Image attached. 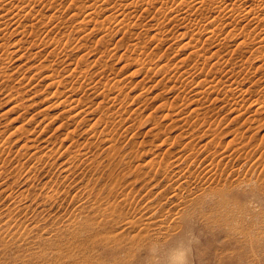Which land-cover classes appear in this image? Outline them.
Instances as JSON below:
<instances>
[{"label":"rangeland","instance_id":"obj_1","mask_svg":"<svg viewBox=\"0 0 264 264\" xmlns=\"http://www.w3.org/2000/svg\"><path fill=\"white\" fill-rule=\"evenodd\" d=\"M105 1L25 0V8L32 13L23 18L25 11L19 15L20 10L15 6L21 1L5 0L0 3V36L4 37H0V46L3 47H0V149H4L3 152L0 150V264H264V178L263 181L258 179L264 175L261 165L264 161V38L261 37L264 32L259 31L264 27V15L261 14L264 13V0H221L222 4H219L220 0H216V3L215 0H189L187 6V0H152L151 7L147 3L149 0H144L145 3L143 0ZM177 1L179 3L176 4ZM116 2L127 3L118 7ZM197 2L199 3L196 8ZM92 3L97 4L99 8ZM257 3L261 4L262 8ZM143 4L147 6L144 7ZM181 6L183 9L184 6L187 8L186 12ZM147 7L150 10H147ZM176 7H181L180 13L184 18L171 17L177 14ZM214 7L225 8L216 10ZM256 8L260 9L257 12L258 17ZM229 9L235 10L233 17V11L229 14ZM128 11L129 20L133 19L132 22L137 24L131 26V34L125 36L123 31L128 28L121 23L118 25L115 19L120 13L122 15V12L128 14ZM74 12L78 16H75ZM253 13L256 14L255 17ZM239 14L245 16L239 17ZM114 15L115 17H112ZM165 15L173 18L172 21ZM224 15L230 18L226 20ZM260 17H263V20ZM129 20L127 21L130 22ZM20 24L25 26L22 28ZM102 24L104 26L101 27ZM105 25L108 30L103 28ZM207 25L210 29L206 30ZM3 27L5 29L2 30ZM211 29L218 34L212 35V31H209ZM207 31L211 35L210 38ZM194 32L196 34H193ZM153 34L157 35V41ZM160 34L163 35L158 36ZM47 36L52 39L48 40ZM158 37L164 42H158ZM56 38L59 44L55 41ZM240 41L244 45L241 46ZM55 45H59L60 49ZM138 46L140 50L142 48L148 53L136 51ZM143 59L149 61H146V68L151 69H141ZM160 67L164 69L161 70ZM195 67L198 72L196 74ZM183 75H189L186 79L183 77V80H186L184 82L181 78ZM84 76L86 78L83 79ZM54 78L59 82L62 79V84ZM90 85L96 91L89 89ZM10 86H15L16 89ZM234 86L237 88L235 92V88H232ZM81 87L87 90V97ZM227 88L233 93L226 92ZM228 93L232 95L228 96ZM63 94L69 96L64 97ZM114 95H118V99L111 103L110 99ZM73 99L79 100L80 104L77 108L69 109V106H74L71 103ZM81 99L85 102L81 103ZM88 105L92 107L91 111L72 117L76 111L88 109ZM118 112L121 115H117ZM102 116L105 122L102 121ZM182 116L183 120L187 121H182ZM82 117L84 121L81 126L75 124L77 119L81 122ZM114 119L118 120L115 122ZM207 121L211 123L210 127ZM90 124L93 125L92 128ZM238 135L239 138H236ZM217 136L220 137V144L224 146V152L227 154L223 152L222 145L217 144ZM232 138L234 140L230 141ZM33 139L35 140L32 141ZM25 144L27 147H24ZM213 144H217L215 149ZM190 145H194V148ZM255 145L256 148H253ZM205 147H208L207 150L212 148L211 152ZM237 149H241V152L237 153ZM206 152L210 157L214 155L211 160H216V166L222 168H219L220 170L229 173L227 170L231 169L230 173L235 176L238 173L237 179L229 174L234 181L230 179V184H224L221 180L217 181L216 185L211 179V174L209 175L208 167H218L215 162L209 160L208 163L214 164V167L208 163L204 164L207 161L202 159ZM236 153L243 155L238 156ZM231 154L232 158L233 154L236 155L234 160L231 159ZM40 155L49 159L44 164L38 163ZM218 155H222L221 158ZM224 155L229 158H224ZM191 156H195L194 160ZM217 160L223 162L218 163ZM254 161L255 165L260 161L258 165L261 167H251ZM92 162L95 165L88 167ZM195 162L200 166V170L194 165ZM186 165L189 166L188 170ZM230 165L233 168H229ZM249 167L254 169L251 171ZM197 170L199 173L195 174ZM200 173L203 177L199 178ZM253 175L259 176L255 178ZM200 186L204 189H199ZM180 187H183V190ZM173 193L179 194L180 198ZM124 200H127L126 204L129 205H122L119 211L115 210L118 214L112 216L114 212L111 205L115 201L113 206ZM152 204L153 208H148ZM176 206H180V209ZM154 208L157 209L153 210ZM105 210L108 212L105 213ZM130 213L134 215L131 214V217ZM163 213L165 215L160 218ZM137 216L142 220L144 217L147 224L150 220L149 227L153 226L146 241H129L121 246L117 241L107 239L123 230L124 217L134 220ZM65 217L67 219H64ZM71 217L75 222L69 225ZM84 217L87 219L84 220ZM167 218L174 220L169 223ZM154 219L158 227L160 223L164 225L158 228L155 222L151 221ZM84 221L88 224L82 225ZM175 226L176 229L180 228L177 232H174ZM259 239L260 241H257Z\"/></svg>","mask_w":264,"mask_h":264},{"label":"bare ground","instance_id":"obj_2","mask_svg":"<svg viewBox=\"0 0 264 264\" xmlns=\"http://www.w3.org/2000/svg\"><path fill=\"white\" fill-rule=\"evenodd\" d=\"M1 1H4V2H5V0H0V3H1ZM19 1H21V2H19L18 5H15V6H17V8L20 10V14H19V12H17V13H18L19 15H21V13H24V11H25V13L22 15V18H23L24 16H26V14L31 15L32 12L30 13V11H27V8H25V7H26V4H25L26 2H24L25 0H19ZM22 1H23V2H22ZM91 1H92V0H91ZM94 1H95V0H94ZM96 1H97V0H96ZM104 1H105V0H104ZM106 1H107V0H106ZM106 1H105V2H106ZM110 1H111V0H110ZM110 1L108 0L107 2H110ZM140 1H141V0H140ZM143 1H144V0H143ZM145 1H146V0H145ZM145 1H144V3H145ZM183 1H184V0H183ZM188 1H189V0L186 1V5H185V6H187V2H188ZM192 1H193V0H192ZM199 1H200V0H199ZM201 1H204V0H201ZM239 1H240V0H239ZM243 1L245 2V0H243ZM246 1H247V0H246ZM248 1H250V0H248ZM261 1H263V0H261ZM88 2H89V1H88ZM101 2H103V1H101ZM154 2H155V1H154ZM162 2H163V1H162ZM162 2H161V5H162ZM180 2H181V1H180ZM194 2H196V1H194ZM209 2H210V0H209ZM213 2H214V1H213ZM213 2H212V3H213ZM218 2H219V1H218ZM221 2H222V1L220 0V3H219V4H222V3H223V2H222V3H221ZM231 2H233V1H231ZM263 2H264V1H263ZM126 3H127V2H126ZM126 3H124V4H119V3H118V4H117V2H116L117 6H118V5H119V6L122 5V7H123V5L125 6ZM133 3H134V2H133ZM141 3H142V2H141ZM141 3H140V4H141ZM147 3H148V5L151 7V5H152V0H149V2H147ZM177 3H179V1H177L176 4H177ZM191 3L193 4V2H191ZM191 3H190V5H191ZM198 3H199V2H197V3L195 4V7H196V8H197L196 5H198ZM206 3H208V1H207ZM215 3H216V0H215ZM248 3H249V2H248ZM259 3H261V2L259 1ZM9 4H10V3H9ZM13 4H14V3H13ZM92 4H94V5L97 6V4H95V3H92ZM163 4H164V6H165L166 2H164ZM174 4H175V3H174ZM180 4H181V3H180ZM188 4H189V3H188ZM219 4H218L217 6H219ZM251 4H252V3H251ZM251 4H250V5H251ZM257 4H258V3H257ZM257 4H256V5H257ZM1 5H3V3H2ZM114 5H115V4H114ZM129 5H131V4H129ZM134 5H135V4H134ZM134 5L132 4V6H134ZM143 5H144V4H143ZM145 5L147 6V4H145ZM145 5H144V7H145ZM182 5H183V4H182ZM190 5H189V6H190ZM193 5H194V4H193ZM200 5H202V4H200ZM206 5H207V4H206ZM210 5H212V4H210ZM213 5H214V4H213ZM250 5H248V6H250ZM258 5H259V4H258ZM258 5H257V7H258ZM260 5H261V4H260ZM260 5H259V7H261ZM81 6H83V5H81ZM89 6H90V5H89ZM119 6H118V7H119ZM149 6H148V7H149ZM179 6H180V5H179ZM185 6H184V9H183L182 6H181L182 8H181V7H180V8L183 9V10L185 11V8H186ZM215 6H216V5H215ZM221 6H222V5H221ZM223 6H224V5H223ZM226 6H227V5H226ZM251 6H252V5H251ZM251 6H250V7H251ZM263 6H264V5H263ZM11 7H12V4H11ZM11 7H9V8H11ZM83 7H85V6H83ZM92 7H94V6L92 5ZM97 7H98V6H97ZM126 7H127V6H126ZM136 7H137V6H136ZM144 7H143V8H144ZM148 7H147V8H148ZM170 7H171V6H170ZM203 7H204V6H202V8H203ZM212 7H213V6H212ZM219 7H220V6H219ZM246 7H247V6H246ZM259 7H258V8H259ZM0 8H1V6H0ZM79 8H80V7H79ZM98 8H99V7H98ZM127 8H128V7H127ZM134 8H135V7H134ZM134 8H133V9H134ZM154 8H155V7H154ZM158 8H159V7H158ZM180 8L177 9V7H176L175 9H177V10H176V12H175V11H174V12L177 13V14L173 15V13H172L173 16H171V15H170V16L173 17V18H177V17L182 16V15H181L182 13H180V11H181ZM202 8H201V10H202ZM217 8H218V7H214L213 9H216V10H218V9H222V10H223L225 7H224V8L221 7V8H218V9H217ZM247 8H249V7H247ZM251 8H252V7H251ZM261 8H262V7H261ZM94 9H95V7H94ZM120 9H121V8H120ZM122 9H123V8H122ZM186 9H187V8H186ZM191 9H192V8H191ZM191 9H190V10H191ZM204 9H205V8H204ZM211 9H212V8H211ZM23 10H24V11H23ZM81 10H83V9H81ZM97 10H98V9L96 8V11H97ZM123 10H125V9H123ZM147 10H150V9L148 8ZM147 10H146V11H147ZM173 10H174V9H173ZM190 10H189V11H190ZM192 10H193V9H192ZM192 10H191V11H192ZM196 10H197V9H196ZM201 10H200V11H201ZM229 10H231V9H229ZM248 10H250V9H248ZM248 10H247V11H248ZM255 10H256V14H257V15L253 13V14H254L253 17H255V15H256V17H258V13H257V12H258L260 9L257 10V8H256ZM13 11H14V9H13ZM16 11H18V10L16 9ZM92 11H93V10H92ZM96 11H95V12H96ZM135 11H136V10H135ZM197 11H198V10H197ZM197 11H196V13H197ZM200 11H199V12H200ZM232 11H233V10L229 11V14H230ZM243 11H245V10H243ZM14 12H15V11H14ZM28 12H29V13H28ZM80 12H81V11H80ZM128 12H129V11H128ZM185 12H186V11H185ZM193 12H194V11H193ZM202 12H203V11H202ZM202 12H200V13H202ZM207 12H208V11H207ZM216 12H219V11H216ZM224 12H225V11H224ZM234 12H235V10L232 12V17H233V13H234ZM240 12H241V11H240ZM245 12H246V11H245ZM245 12H243V13H245ZM74 13H75V12H74ZM89 13H91V10L89 11ZM89 13H87V16L89 15ZM119 13H120V12H119ZM183 13H184V12H183ZM190 13H191V12H190ZM200 13H199V14H200ZM209 13H210V12H209ZM222 13H223V11H222ZM18 14H17V15H18ZM33 14H34V13H33ZM116 14H117V13H116ZM120 14H121V13H120ZM120 14H119V16H117V18L115 19L116 21H118V22H116V23H118V25H119V23H121L123 26H125L126 28H128V29L124 30L123 33H124L125 36H126L127 34L130 35V34H131V30H130L131 26H135L137 23H136V22H132L133 19H132L131 21L129 20L128 17H129V15H130V12H129L128 14H127V13H124V12H122V15H120ZM152 14H153V13H152ZM152 14H150V15H152ZM186 14H187V13H186ZM191 14H192V13H191ZM193 14H195V12H194ZM215 14H216V13H215ZM223 14H224V13H223ZM249 14H250V13H249ZM261 14L264 15V13H261ZM19 15H18V16H19ZM74 15H75V16H76V15L78 16V14H76V13H75ZM79 15H80V14H79ZM117 15H118V14H117ZM131 15H133V14L131 13ZM150 15H149V16H150ZM200 15H202V14H200ZM217 15H218V14H217ZM219 15H220V13H219ZM225 15H226V13H225ZM225 15H224V17H225ZM240 15H242V14H239V17H240ZM259 15H260V14H259ZM15 16H16V15H15ZM18 16H17V17H18ZM189 16H190V15H189ZM193 16H194V15H193ZM211 16H212V15H211ZM211 16H209V17H211ZM213 16H215V15H213ZM220 16H221V15H220ZM222 16H223V15H222ZM222 16H221V17H222ZM226 16H228V15H226ZM242 16H245V15H242ZM248 16H249V15H248ZM248 16H247V17H248ZM17 17H16V18H17ZM19 17H20V16H19ZM112 17H115V15L112 16ZM130 17H131V16H130ZM165 17L170 18L171 21H172V19H173V18L169 17L168 15H165ZM182 17L184 18V16H182ZM182 17H181V18H182ZM196 17H197V16H196ZM201 17H202V16H201ZM234 17H235V16H234ZM237 17H238V15H237ZM237 17H236V18H237ZM251 17H252V16H251ZM11 18H12V17H11ZM13 18H14V16H13ZM85 18H86V17H85ZM110 18H111V17H110ZM133 18H135V15H134ZM191 18H192V17H191ZM193 18H194V17H193ZM197 18H198V17H197ZM197 18H195V19H197ZM218 18H219V17H218ZM227 18H230V16H229V17H225L226 20H227ZM262 18H263V17H260L261 20H263ZM17 19H19V18H17ZM107 19H108V21H110L109 18H107ZM160 19H161V17H160ZM188 19H189V21L191 20L189 17H188ZM195 19H194V20H195ZM199 19H200V18H199ZM207 19H209V18H207ZM219 19H220V18H219ZM223 19H224V18H223ZM223 19H222V20H223ZM232 19H233V18H232ZM247 19H248V18H247ZM249 19H251V18H249ZM260 19H259V21H261ZM13 20L15 21V19H13ZM79 20H80V19H79ZM127 20H129L130 22H128ZM164 20H165V19H164ZM174 20H175V19H174ZM179 20H180V18H179ZM192 20H193V19H192ZM215 20H216V19H215ZM222 20H221V21H222ZM230 20H231V19H230ZM253 20H254V18H253ZM16 21H17V20H16ZM80 21H81V20H80ZM80 21H79V22H80ZM86 21H87V20H86ZM157 21H159V20H157ZM160 21H161V20H160ZM186 21H187V20H186ZM198 21H199V20H198ZM198 21H196V22H198ZM218 21H219V20H218ZM256 21H258V20H256ZM11 22H12V21H11ZM19 22H20V19H19ZM100 22H101V21H100ZM190 22H191V21H190ZM192 22H193V21H192ZM194 22H195V21H194ZM12 23H13V22H12ZM16 23H17V22H16ZM101 23H102V22H101ZM159 23H161V22H159ZM199 23H200V22H199ZM216 23H217V21H216ZM229 23H230V22H229ZM5 24H7V23H5ZM8 24H9V23H8ZM13 24H14V23H13ZM18 24H19V23H18ZM190 24H193V23H190ZM16 25H17V24H16ZM20 25H21V24H20ZM30 25L32 26V23H31ZM97 25H98V24H97ZM116 25H117V24H116ZM138 25H139V24H138ZM194 25H195V24H194ZM196 25H197V24H196ZM198 25H199V24H198ZM205 25H206V24H205ZM208 25H209V24H208ZM208 25H207V26H208ZM215 25H216V24H215ZM5 26H6V25H4V27H5ZM17 26H18V25H17ZM21 26H22V28H23L25 25H21ZM21 26H20V27H21ZM98 26H99V25H98ZM98 26H97V28H101L102 26H104V24H102L101 27H98ZM200 26L202 27L203 25H200ZM207 26H206V27H207ZM212 26H214V25L212 24ZM212 26H211V27H212ZM4 27L2 28V30L6 28V27H5V28H4ZM121 27H122V26H121ZM187 27H188V26H187ZM196 27H199V26H196ZM255 27H256V26H255ZM258 27H260V26H258ZM258 27H257V28H258ZM14 28H15V27H14ZM31 28H32V27H31ZM95 28H96V27H95ZM97 28H96V29H97ZM103 28H106V25H105V27H103ZM153 28H154V27H153ZM190 28H191V25H190ZM202 28H204V27H202ZM262 28H264V27H262ZM262 28H260L261 30H259V31H263V32H264V30H262ZM25 29H26V28H25ZM106 29L108 30V28H106ZM193 29H194V28H193ZM193 29H192V30H193ZM196 29H197V28H196ZM207 29H210L209 26H208V28H206V30H207ZM216 29H217V28H216ZM26 30H28V29H26ZM194 30H195V29H194ZM200 30H201V29H200ZM202 30H203V29H202ZM202 30H201V31H202ZM217 30H220V29L218 28ZM256 30H258V29H256ZM256 30H254V31L256 32ZM21 31H22V29H21ZM201 31H200V32H201ZM209 31H212V29L209 30ZM31 32H32V29H31ZM164 32H165V31H164ZM195 32H196V30H195ZM195 32H194L193 34H196ZM16 33H17V32H16ZM20 33H22V32H20ZM27 33H28V31H27ZM33 33H34V32H33ZM42 33H43V32H42ZM42 33H41V34H42ZM161 33H163V32L161 31ZM184 33H185V32H183V34H184ZM198 33H199V32H198ZM207 33H208V31H207ZM210 33H211L212 35H213V33L218 34V32L216 33V32H213V31L210 32ZM34 34H36V33H34ZM34 34H33V35H34ZM37 34H38V33H37ZM48 34H49V33H48ZM155 34H156V33H155ZM155 34H153L152 36H154V38L156 39V38H157V37H156L157 35H155ZM163 34H164V33H163ZM163 34H160V35H158V36H161V35H163ZM181 34H182V33H181ZM208 34H209V33H208ZM251 34H252V33H251ZM260 34H261V33H260ZM262 34H263V33H262ZM28 35H29V33H28ZM28 35H27V36H28ZM38 35H40V34H38ZM44 35H45V34H44ZM4 36H5V35H4ZM40 36H41V35H40ZM192 36H193V35H192ZM210 36H211V35L209 34V37H208V38H210ZM225 36H226V35H225ZM0 37H1V36H0ZM33 37H34V36H33ZM35 37H37V35H36ZM70 37H71V36H70ZM85 37H86V36H85ZM193 37H194V36H193ZM212 37H213V36H212ZM261 37L264 38V35L261 36ZM1 38H4V37H1ZM38 38H39V37H37V39H38ZM41 38H42V37H41ZM43 38H44V37H43ZM46 38H48V40H49V39H52V38H50L49 36H47ZM159 38H160V37H158V42H159V40H160V41H163L162 38H160V39H159ZM248 38H249V37H248ZM252 38H253V37H252ZM163 39H164V38H163ZM196 39H198V38H196ZM206 39H207V38H206ZM243 39H244V38H243ZM246 39H247V37H246ZM261 39H262V38H261ZM40 40H41V39H40ZM44 40H45V38H44ZM48 40H47V41H48ZM208 40H210V39H208ZM259 40H260V39H259ZM262 40H263V39H262ZM2 41H4V40L2 39ZM2 41H1V43H2ZM55 41L57 42V38L55 39ZM156 41H157V39H156ZM192 41H193V40H192ZM195 41H196V40H195ZM242 41H243V40H242ZM246 41H247V40H246ZM163 42H164V41H163ZM262 42H263V41H262ZM262 42H261V43H262ZM57 43H58V42H57ZM57 43H56V44H57ZM135 43H136V42H135ZM187 43H189V42H187ZM194 43H195V42H194ZM261 43H260V44H261ZM263 43H264V42H263ZM263 43H262V44H263ZM6 44H7V43H6ZM58 44H59V43H58ZM62 44H63V43H62ZM62 44H61V45H62ZM137 44H138V43H137ZM161 44H162V43H161ZM196 44H197V43H196ZM196 44H195V45H196ZM240 44H241V41H240ZM240 44H239V45H240ZM242 44L244 45L243 42H242ZM242 44H241V46H242ZM245 44H246V43H245ZM0 45H1V44H0ZM187 45H188V44H187ZM189 45H191V44H189ZM55 46H56V45H55ZM58 46H59V45L56 46L57 49L60 47V46H59V47H58ZM62 46H63V45H62ZM81 46H82V45H81ZM136 46H137V45H136ZM139 46H140V45H139ZM139 46H138L137 48H135V50H136V51L138 50V52H139V50H140V47H139ZM196 46H197V45H196ZM0 47H2V46H0ZM6 47H7V46H6ZM78 47H79V46H78ZM133 47H134V46H133ZM2 48H3V47H2ZM63 48H64V47H63ZM79 48H80V47H79ZM263 48H264V47H263ZM59 49H60V48H59ZM196 49H198V48L196 47ZM141 50H142V48H141ZM141 50H140V52H142V53H143V52H144V53H148V51L145 52L144 50H142V51H141ZM258 50H259V49H258ZM263 51H264V50H263ZM6 52H8V51H6ZM140 52H139V53H140ZM193 52H194V51H193ZM261 52H262V51H261ZM95 53H96V52H95ZM102 53H103V52H102ZM144 53H143V54H144ZM149 53H150V52H149ZM151 53H152V51H151ZM151 53H150V54H151ZM262 53H263V52H262ZM9 54H10V53H9ZM98 54H99V53H98ZM146 55H147V54H146ZM148 55H149V54H148ZM194 55H195V54H194ZM214 55L217 56L216 54H214ZM6 56L8 57V54H6ZM144 56H145V55H144ZM142 58H143V57H142ZM144 58H145V57H144ZM146 58H148V57H146ZM205 58H206V57H205ZM262 58H263V57H262ZM78 59H79V58H78ZM207 59H208V57L206 58V60H207ZM75 60H76V59H75ZM75 60H74V61H75ZM83 60H84V57H83ZM10 61H11V60H10ZM61 61H62V60H61ZM146 61H147L146 59H143V61H142V62H143V66H142L141 69L144 70V71H145V70L147 71V70L151 69V68H146V67H147V66H146V64H147ZM183 61H184V60H182V62H183ZM59 62H60V61H59ZM77 62H78V61H77ZM81 62H83V61H81ZM147 62H149V61H147ZM224 62H225V61H224ZM224 62H223V63H224ZM260 62H261V61H260ZM70 63H71V62H70ZM71 64H72V63H71ZM74 64H75V62H74ZM178 65H179V64H177V66H178ZM196 65H197V64H196ZM204 65H205V64H204ZM166 66H167V65H166ZM177 66H176V67H177ZM197 66H198V65H197ZM197 66H196V67H197ZM201 66H202V65H201ZM220 66H221V65H220ZM167 67H168V66H167ZM196 67H195V71H196V72L194 71V72H195L194 74L198 73V72H197L198 67H197V70H196ZM205 67H206V65H205ZM205 67L202 66V68H205ZM88 68H89V67H88ZM160 68H161V67H160ZM162 68L164 69V67H162ZM162 68H161V70H163ZM200 68H201V67L199 66V69H200ZM210 68H212V67H210ZM207 69H208V68H207ZM207 69H206V70H207ZM68 71H70V70H68ZM74 71H75V69H74ZM83 71H84V70H83ZM183 71H184V70H183ZM198 71H200V70H198ZM210 71L212 72V70H210ZM213 71H214V70H213ZM81 72H82V71H81ZM84 72H85V71H84ZM86 72H87V71H86ZM145 73H146V72H145ZM186 73L189 74L190 72H189V73L186 72ZM70 74H72V73H70ZM203 74H204V72H203ZM203 74H202V76H203ZM212 74H213V73H212ZM5 75H6V74H5ZM79 75H80V74H79ZM84 75L86 76L85 73H84ZM190 75L193 76L192 74H190ZM2 76H3V75H2ZM9 76H11V75H9ZM48 76H49V75H48ZM85 76L83 77V79L86 78ZM187 76H189V75H186V77H187ZM5 77H6V76H5ZM183 77H184V75L181 76L182 80H183ZM186 77H184V79H186ZM212 77H214V76H212ZM6 78H8V75H7ZM26 78H28V77H26ZM61 78H62V76H61ZM89 78H90V77H89ZM89 78H87V79H89ZM192 78H193V77H192ZM201 78H202V77H201ZM245 78H246V77H245ZM54 79H55V78H54ZM81 79H82V77H81ZM19 80H20V79H19ZM55 80H57V79H55ZM61 80H62V79H60V82H61ZM91 80H92V79H91ZM182 80H181V81H182ZM189 80L192 82L191 79H189ZM193 80H194V79H193ZM57 81H58V80H57ZM85 81H86V80H85ZM184 81H186V80H183V82H184ZM190 81H188V82H190ZM213 81H215V80H213ZM233 81H234V80H233ZM236 81H238V80H236ZM58 82H59V81H58ZM60 82H59V83H60ZM64 82H65V81H64ZM64 82H63V83H64ZM86 82H87V81H86ZM88 82H89V80H88ZM228 82H229V84H230V81H228ZM65 83H66V82H65ZM65 83H64V85H65ZM212 83H214V82H212ZM212 83H211L210 85H212ZM216 83H217V82H215L214 84H216ZM222 83H223V82H222ZM222 83H221V84H222ZM54 84H55V83H54ZM56 84H57V83H56ZM61 84H62V82H61ZM207 84H208V83H207ZM224 84H225V83H224ZM87 85H89V84H87ZM92 85H93V84H92ZM204 85H206V84H204ZM208 85H209V84H208ZM239 85H240V83H239ZM65 86H66V85H65ZM206 86H207V85H206ZM227 86H228V85H227ZM10 87H11V86H10ZM14 87H15V86H13V87H11V88L13 89ZM71 87H72V86H71ZM88 87H89V86H88ZM207 87H209V86H207ZM210 87H211V86H210ZM236 87H238V86H236ZM77 88H79V86H77ZM77 88H76V90H78ZM81 88L83 89V87H81ZM84 88H85V87H84ZM91 88H92V86L90 85L89 89H91ZM95 88H96V87H95ZM105 88H106V87H105ZM211 88H212V87H211ZM225 88H226V87H225ZM229 88H230V87H229ZM232 88H235V86L232 87ZM9 89H10V88H9ZM12 89H11V90H12ZM15 89H16V87H15ZM82 89H81V90H82ZM92 89H94V88H92ZM96 89H97V88H96ZM236 89H237V88H235L233 91L235 92ZM74 90H75V86H74ZM79 90H80V89H79ZM81 90H80V91H81ZM83 90H84V89H83ZM83 90H82V91H83ZM94 90H95V89H94ZM238 90H239V89H238ZM240 90H241V89H240ZM9 91H10V90H9ZM9 91H8V92H9ZM84 91H85V90H84ZM84 91H83V92H84ZM95 91H96V90H95ZM103 91H104V90H103ZM8 92H6V94H7ZM72 92H73V91H72ZM83 92H82V93H83ZM86 92H87V90L85 91V93H83V94L86 95L85 97H87ZM97 92H98V91H97ZM101 92H102V91H101ZM101 92H100V93H101ZM226 92H230V93H231L232 90H231V89L228 90V88H227V89H226ZM17 93H18V92H17ZM57 93H58V92H57ZM67 93H68V92H67ZM69 93H70V92H69ZM69 93H68V94H69ZM78 93H79V92H78ZM82 93H81V94H82ZM100 93H99V94H100ZM230 93H228L227 95H228V96L232 95V94H230ZM232 93H233V92H232ZM238 93H240V92H238ZM59 94H60V93H59ZM68 94H67V95H68ZM72 94H73V93H72ZM79 94H80V93H79ZM102 94H103V93H102ZM225 94H226V93H225ZM229 94H230V95H229ZM236 94H237V93H236ZM63 95H64V94H63ZM65 95H66V94H65ZM65 95H64V97H65ZM67 95H66V96H67ZM11 96H12V94H11ZM14 96H15V94H14ZM68 96H69V95H68ZM73 96H74V95H73ZM80 96H81V95H80ZM85 97H84V98H85ZM9 98H10V97H9ZM15 98H16V96H15ZM15 98H14V99H15ZM28 98H29V97H28ZM28 98H27V99H28ZM69 98H71V97H69ZM81 98H82V97H81ZM12 99H13V98H12ZM20 99H21V98H20ZM78 99H79V98H78ZM117 99H118V95H114V96L111 97V99H110V100H111V103H112V102L114 103L115 100H117ZM231 99H232V98H231ZM15 100H16V99H15ZM67 100H68V99H67ZM67 100H66V102H67ZM82 100H83V99H81V103H82V102L84 103L85 100H84V101H82ZM21 101H22V100H21ZM68 101H69V100H68ZM70 101H71V100H70ZM70 101H69V102H70ZM23 102H24V101H23ZM17 103H18V101H17ZM19 103H20V102H19ZM71 103H73L74 106H69V109L77 108V106L80 104L79 100H77V99H73V101H72ZM95 103H97V102H95ZM95 103H94V104H95ZM184 103H186V102H184ZM184 103H182V104H184ZM32 104H33V103H31V105H32ZM36 104H37V103H36ZM15 105H16V104H15ZM28 105H29V104H28ZM120 105H121V104H120ZM184 105H186V104H184ZM19 106H20V105H19ZM23 106H24V105H23ZM110 106H111V105H110ZM27 107H28V106H27ZM29 107H30V106H29ZM85 107H86V106H85ZM87 107H89V105H88ZM123 107H124V106H123ZM240 107H241V106H240ZM258 107H259V106H258ZM12 108H13V107H12ZM91 108H92V107L90 106L88 109H86V108L84 109V108H83V109H81V110H79V111H76V112L74 113V115H72V117H78V116H82L83 114H87ZM232 108H233V107H232ZM115 109H116V108H115ZM122 109H124V108H122ZM122 109H121V110H122ZM121 110H120V112H121ZM232 110H233V109H232ZM90 111H91V110H90ZM107 111H108V109H107ZM113 111H114V110H113ZM122 111H123V110H122ZM191 111H192V110H191ZM239 111H240V109H239ZM120 112H118V113H116V114L118 115ZM192 112H193V111H192ZM103 113H104V112H103ZM109 113H111V112L109 111ZM121 113H122V112H121ZM106 114H107V113H106ZM107 115H108V114H107ZM107 115H106V116H107ZM117 115H116V116H117ZM119 115H121V114H119ZM114 116H115V115H114ZM103 117H104V116H102V118H101L102 121L105 120V119L103 120ZM112 117H113V116H112ZM112 117H111V118H112ZM185 117H186V116H185ZM185 117H184V118H185ZM111 118H110V120H111ZM81 119H82L81 122H79V120L77 119V121L75 122V124H78V125L80 124L79 126H81V123H83V121H84V117H82ZM93 119H94V118H93ZM97 119H98V118H97ZM101 119H100V120H101ZM118 119H119V117H118ZM118 119H117V120H118ZM120 119H122V118H120ZM181 119H182V121H187V119H186V120H183V116L181 117ZM181 119H180V120H181ZM114 120H115V119H114ZM117 120H115V122H116ZM102 121H101V122H102ZM107 121H108V119H106V122H107ZM210 121H211V120H210ZM212 121H213V120H212ZM104 122H105V121H104ZM121 122H122V121H121ZM207 122H208V121H207ZM215 123H216V121H215ZM66 124H67V123H65V125H66ZM105 124H106V123H105ZM207 124H209L208 127L211 126V125H210L211 123L208 122ZM90 125H91V124H90ZM68 126H69V124H68ZM68 126H67V127H68ZM73 126H74V124H73ZM76 126H77V125H76ZM92 126H93V125H91V128H92ZM204 126H206V125H204ZM59 127H60V125H59ZM59 127H58V128H59ZM65 128H66V126H65ZM74 128H75V126H74ZM211 128H212V127H211ZM23 129H24V128H23ZM77 129H78V128H77ZM86 129H88V128H86ZM24 130L27 131L26 129H24ZM24 130H23V131H24ZM70 130H71V129H70ZM70 130H69V131H70ZM72 130H73V128H72ZM72 130H71V133H72ZM91 130H92V129H91ZM193 130H194V129H193ZM217 130H218V129H217ZM23 131H20V132H22V133L24 134L25 132H23ZM92 131H93V130H92ZM105 131H106V130H105ZM67 132H68V129H67ZM75 132H76V131H75ZM207 132H208V131H207ZM26 133H27V132H26ZM65 133H66V132H65ZM69 133H70V132H69ZM69 133H68V134H69ZM98 133H99V132H98ZM213 133H214V132H213ZM63 134H64V133H63ZM73 134H74V133H73ZM91 134H92V133H91ZM95 134H97V133H95ZM103 134H105V133H103ZM215 134H217V132H216ZM215 134H214V135H215ZM98 135H99V134H98ZM212 135H213V134H212ZM214 135H213V136H214ZM220 135H221V134H220ZM67 136H68V135H67ZM192 136H193V135H192ZM204 136H206V135H204ZM218 136H219V134H218ZM218 136H217V137H218ZM243 136H244V135H243ZM69 137H71V136L69 135ZM199 137H200V136H199ZM221 137H222V136H221ZM65 138H66V136H65ZM65 138H63V139H65ZM193 138H194V137H193ZM210 138H212V137H210ZM210 138H209V139H210ZM219 138H220V137H218V140H219ZM236 138H239V135H238ZM46 139H47V138H46ZM68 139H69V138H68ZM71 139H72V138H71ZM104 139H105V138H104ZM108 139H109V138H108ZM202 139H203V138H202ZM209 139H208V141L211 140V139H210V140H209ZM244 139H245V138H244ZM249 139H250V138H249ZM34 140H35V139H33L32 141H34ZM73 140H74V139H73ZM73 140H72V141H73ZM105 140H106V139H105ZM214 140H215V139H214ZM216 140H217V138H216ZM216 140H215V141H216ZM232 140H234V139L232 138L230 141H232ZM237 140H238V139H237ZM245 140H246V139H245ZM74 141H75V140H74ZM163 141H164V140H163ZM189 141H190V140H189ZM257 141H258V140H257ZM102 142H103V141H102ZM194 142H195V141H193V143H194ZM216 142H218V141H216ZM46 143H47V142H46ZM74 143H75V142H74ZM90 143H91V141H90ZM90 143H89V144H90ZM112 143H113V142H112ZM191 143H192V142H191ZM193 143H192V144H193ZM213 143H215V142H213ZM220 143H221V142H220V140H219V142H218L217 144L219 145ZM236 143H238V142H236ZM249 143H250V142H249ZM263 143H264V142H263ZM71 144H72V143H71ZM71 144L69 143V145H71ZM80 144H81V143H80ZM210 144H211V143H210ZM217 144H215L216 146L213 144V145H214V149H215V147H217ZM254 144H255V143H254ZM260 144H261V142H260ZM108 145H110V144H108ZM205 145H206V143H205ZM221 145H222V144H220V146H221ZM246 145H248V144H247V140H246ZM257 145H258V143H257ZM261 145H262V144H261ZM25 146L27 147L26 144L24 145V147H25ZM32 146H34V145L32 144ZM190 146H191V145H190ZM190 146H189V147H190ZM193 146H194V145H192L191 147H193ZM236 146L238 147V145H236ZM252 146H253V145H252ZM262 146H263V145H262ZM68 147H69V146H68ZM68 147H66V148H68ZM75 147H76V146H75ZM77 147H78V146H77ZM203 147H204V146H203ZM209 147H210V146H209ZM221 147H222V150H223V152H224V149H223L224 146L222 145ZM230 147H231V146H230ZM239 147H240V146H239ZM258 147H259V146H258ZM34 148H36V146H35ZM50 148H52V147H50ZM193 148H194V147H193ZM193 148H191V151H192ZM205 148H206V147H205ZM212 148H213V146H212ZM212 148L209 149L210 152H211ZM225 148H226V147H225ZM233 148H234V147H233ZM253 148H256V145H255V147H253ZM39 149H40V148H39ZM39 149H38V150H39ZM63 149H64V148H63ZM76 149H78V148H76ZM102 149H104V148H102ZM207 149H208V147L206 148V150H207ZM257 149H258V148H257ZM0 150L2 151V150H4V149H0ZM50 150H51V149H50ZM54 150H55V149H54ZM54 150H53V152H54ZM61 150H62V149H61ZM68 150H70V149H68ZM100 150H101V149H100ZM202 150H203V148H202ZM204 150H205V149H204ZM209 150H207V151L209 152ZM225 150H226V149H225ZM233 150H234V149H233ZM240 150H241V149H240ZM240 150L238 151V149H237V151H238L237 153L241 152ZM253 150H254V149H253ZM255 150H256V149H255ZM258 150H259V149H258ZM258 150H257V151H258ZM260 150H261V149H260ZM35 151L37 152V150H35ZM84 151H85V150H84ZM91 151H92V150H91ZM91 151H90V152H91ZM213 151H214V150H213ZM231 151H232V150H231ZM231 151H230V152H231ZM246 151H247V150H246ZM251 151H252V150H251ZM2 152H3V151H2ZM36 152H34V154H35ZM56 152H57V151H56ZM59 152H60V151H59ZM189 152H190V151H189ZM204 152H205V151H204ZM210 152H209V153H210ZM219 152H220V151H219ZM230 152H228V153L230 154ZM234 152H236V150H234ZM242 152H244V151H242ZM261 152H262V151H261ZM263 152H264V151H263ZM263 152H262V153H263ZM67 153H69V152L67 151ZM84 153H85V152H84ZM191 153H193V151H192ZM213 153H214V152H213ZM224 153L227 154L226 152H224ZM231 153H232V152H231ZM237 153H236V155H238ZM247 153H248V152H247ZM249 153H250V152H249ZM251 153H252V152H251ZM46 154H47V153H46ZM60 154H61V153H60ZM69 154H70V153H69ZM80 154H82V153H80ZM199 154H200V153H199ZM211 154H212V153H211ZM214 154L217 155L218 153L215 152ZM229 154H228V155H229ZM244 154H246V153H244ZM41 155H42V154H41ZM41 155H40V158H39V160H38V163H39V162H42V163L44 164L49 158L47 159V157H42ZM47 155H48V154H47ZM47 155H45V156H47ZM49 155H50V157H51V154H49ZM74 155H76V154H74ZM222 155H223V154H222ZM222 155H220V156H222ZM233 155H234V157L236 156L235 154H233ZM239 155H240V154H239ZM239 155H238V156H239ZM241 155H243V153H242ZM241 155H240V156H241ZM248 155H249V154H248ZM257 155H258V154H256V156H257ZM263 155H264V154H263ZM33 156H34V155H33ZM87 156H88V155H87ZM213 156H214V155H212L211 157L208 156V154H207V152H206V153L204 154V158H203V159L201 158V159H202V161H203V160L207 161V162L204 163V164H206V163H208V160H209L210 162L213 161V160H211V158H212ZM218 156H219V155H218ZM220 156H219V157H220ZM225 156H226V158H227V155H224L223 157L225 158ZM231 156H232V154L230 155V157H231ZM158 157H159V156H158ZM183 157H185V156H182V158H183ZM191 157H192V156H191ZM215 157H216V156H215ZM219 157H217V159H218ZM234 157H233V158L231 157V159L234 160ZM244 157H245V156H244ZM259 157H260V156H259ZM45 158H46V159H45ZM174 158H175V157H174ZM176 158H177V157H176ZM194 158H195V156L192 157L193 160H194ZM220 158H221V157H220ZM228 158H229V157H228ZM228 158H227V159H228ZM246 158H247V157H246ZM260 158H261V157H260ZM260 158H259V159H260ZM157 159H158V158H157ZM172 159H173V158H172ZM199 159H200V158H199ZM222 159H223V158H222ZM227 159H226V160H227ZM255 159H257V158H255ZM259 159H258V160H259ZM261 159H263V158H261ZM261 159H260V161H261ZM78 160H79V159H78ZM91 160H92V159H91ZM91 160H90V161H91ZM158 160H159V159H158ZM158 160H157V161H158ZM163 160H164V159H163ZM165 160H166V159H165ZM165 160H164V161H165ZM177 160H178V159H177ZM189 160H190V158H189ZM189 160H188V161H189ZM195 160H196V159H195ZM223 160L225 161V159H223ZM245 160H247V159H245ZM263 160H264V159H263ZM263 160H262V161H263ZM19 161H20V160H18V162H19ZM88 161H89V159H88ZM88 161H87V162H88ZM159 161H161V160H159ZM200 161H201V160H200ZM215 161H216V160H214L213 162H215ZM217 161H218V160H217ZM221 161H222V160H220V162H221ZM260 161H258V162H260ZM16 162H17V161H16ZM18 162H17V163H18ZM20 162L22 163V161H20ZM72 162H73V161H72ZM79 162H81V159H80ZM165 162H167V160H166ZM165 162H163V163H165ZM169 162H170V161H169ZM173 162H174V160H173ZM177 162L180 163L179 161H177ZM190 162H191V160H190ZM197 162H198V160H197ZM197 162H195L196 164H194V165L197 166V164H198ZM213 162H212V163H213ZM220 162L218 161V163H220ZM222 162H223V161H222ZM232 162H233V161H232ZM234 162H235V161H234ZM248 162H250V161H248ZM251 162H252V161H251ZM255 162H256V161H254V163H252L253 165L251 164V167L255 165ZM258 162L256 163L257 165L259 164ZM263 162H264V161H263ZM263 162H261L262 169H264V163H263ZM12 163H13V162H12ZM84 163H85V162H84ZM157 163H158V162H157ZM157 163H156V164H157ZM171 163H172V162H171ZM174 163H175V162H174ZM186 163L189 164V162H187V161H186ZM79 164H80V163H79ZM85 164H86V163H85ZM85 164H84V165H85ZM165 164H166V163H165ZM167 164H168V163H167ZM208 164H209V163H208ZM214 164H215V166L217 165L216 162H215ZM214 164L212 165V164L210 163L209 166L212 165V166L214 167ZM224 164H225V163H224ZM224 164H223V166H224ZM14 165H16V164H14ZM18 165H19V167H20V164H18ZM84 165H83V166H84ZM93 165H95L94 162H92V163L90 164V166H88V167H91V166H93ZM97 165H99V164H97ZM97 165H96V166H97ZM152 165H153V164H152ZM154 165H155V164H154ZM157 165H158V164H157ZM157 165H155V166H157ZM160 165H161V164H159V166H160ZM170 165H171V164H170ZM175 165H176V163H175ZM206 165H207V164H206ZM257 165H255V166H257ZM21 166H22V165H21ZM77 166H79V165H76V167H77ZM83 166H82V167H83ZM155 166H154V167H155ZM166 166H167V165H166ZM186 166H187V165H186ZM223 166L221 165V167H223ZM258 166L261 167L260 165H258ZM19 167H18V168H19ZM22 167H23V166H22ZM82 167H80V168H82ZM97 167H98V166H97ZM162 167H165V166H162ZM188 167H189V166H187V167H185V168L187 169ZM197 167H198L199 170H200V166H197ZM202 167H204V165H203ZM202 167H201V168H202ZM216 167H218V166H216ZM231 167H232V166L230 165L229 168H231ZM238 167H239V166H238ZM251 167H249V169L252 171V169H254V167H253V168H251ZM18 168H16V169H18ZM20 168H21V167H20ZM91 168H92V167H91ZM166 168H167V167H165V169H166ZM182 168H184V167H182ZM208 168H209L208 171L210 170V171H209V175L211 174V175H210V176H211V179L213 180V182H216V185H217V181H221V180L223 181L224 184H225L226 182H228V183L230 184L231 180H233L232 178L235 179V178L237 177V175H238V173H237L236 176L233 175L232 173H230V170H231V169H230V170H227V171H229V173H228V172H226L225 170H220V169H222V168H220V167H218V169L220 168L219 170H218V169H215V168H212V167H211V169H210V167H208ZM232 168H233V167H232ZM255 168H257V167H255ZM86 169H87V168H86ZM88 169H89V168H88ZM154 169H155V168H154ZM156 169H157V168H156ZM165 169H163V170H165ZM204 169H205V168H204ZM223 169H224V168H223ZM235 169H236V168H235ZM245 169H246V168H245ZM180 170H181V169H180ZM187 170H188V169H187ZM193 170H194V168H193ZM199 170L195 171V174H197V172L199 173ZM205 170H206V169H205ZM205 170H204V172H205ZM236 170H237V169H236ZM250 170H249V171H250ZM255 170H256V169H255ZM156 171H157V170H156ZM156 171H155V172H156ZM191 171H192V170H191ZM253 171H254V170H253ZM256 171H259V170H256ZM262 171H263V170H262ZM0 172H1V171H0ZM167 172H168V171H167ZM180 172H181V171H180ZM184 172H185V171H184ZM184 172H183V173H184ZM204 172H203V173H204ZM206 172H207V170H206ZM4 173H5V172H4ZM189 173H190V172H189ZM203 173H202V174H203ZM207 173H208V172H207ZM207 173H206V174H207ZM245 173H246V170H245ZM252 173H253V172H252ZM259 173H261V172H259ZM164 174H166V171H165ZM164 174H163V175H164ZM190 174H191V173H190ZM229 174H232V175H233L232 178H230L231 176H229ZM235 174H236V171H235ZM249 174L251 175V173H249ZM253 174H255V172H254ZM257 174H258V172H257ZM185 175H186V173H185ZM242 175H243V174H242ZM242 175H241V176H242ZM168 176H170V175H168ZM193 176H194V173H193ZM204 176L206 177L205 174H204ZM207 176H208V175H207ZM234 176H235V177H234ZM253 176H254V175H253ZM257 176H259V175H257ZM257 176H254V177L256 178ZM185 177H186V176H185ZM195 177H196V176H195ZM195 177H194V178H195ZM200 177H203V176H201V173H200L199 178H200ZM238 177H239V176H238ZM250 177H251V176H249V178H250ZM169 178H170V177H169ZM169 178L167 177V179H169ZM262 178H264V175H263V177H261V178L258 177L259 181H260V179H262ZM183 179H184V178H183ZM195 179H196V178H195ZM230 179H231V180H230ZM236 179H237V178H236ZM247 179H248V178H247ZM97 180H98V179H97ZM186 180H187V178H186ZM202 180L204 181V178H203ZM202 180H201V181H202ZM249 180H250V179H249ZM194 181H195V180H194ZM198 181H199V180H198ZM198 181H195V182H198ZM205 181H207V180H205ZM208 181H209V180H208ZM233 181H234V180H233ZM239 181H240V180H239ZM244 181H245V180H244ZM247 181H248V180H247ZM261 181H263V179H262ZM190 182H191V180H190ZM211 182H212V181H211ZM240 182H241V181H240ZM255 182H256V180H255ZM199 183H203V182H199ZM206 183H207V182H206ZM208 183H209V185L211 184L210 182H208ZM232 183H233V182H232ZM250 183H251V182H250ZM124 184H125V183H124ZM176 184H177V183H176ZM187 184H190V183H187ZM213 184H214V183H213ZM221 184H222V182H221ZM224 184H223V185H224ZM251 184H252V183H251ZM256 184H257V183H256ZM202 185H203V184H202ZM207 185H208V184H207ZM223 185H220V186H223ZM233 185H234V184H233ZM233 185H231L232 188H233ZM238 185H239V184H238ZM254 185H255V184H254ZM178 186H179V185H178ZM180 186H181V185H180ZM193 186H194V185H193ZM203 186H206V185H203ZM226 186H227V185H226ZM243 186H244V185H243ZM173 187H174V186H173ZM188 187H189V186H188ZM211 187H212V186H211ZM229 187H230V186H229ZM255 187H258V186H255ZM182 188H183V187H182ZM182 188L180 187V189H182ZM193 188H194V187H193ZM236 188H237V187H236ZM247 188H249V187H247ZM258 188H259V187H258ZM126 189H127V188H126ZM199 189H204V188H203L202 186H200ZM215 189H217V186H216ZM182 190H183V189H182ZM189 190H191V189H189ZM208 190H209V189H208ZM171 191H172V190H171ZM173 191H174V190H173ZM199 191H200V190H199ZM201 191H202V190H201ZM209 191H210V190H209ZM67 192H68V191H67ZM157 192H159V191H157ZM185 192H186V191H185ZM235 192H236V191H235ZM258 192H259V191H258ZM233 193H234V192H233ZM124 194H125V193H124ZM173 194H174V193H173ZM175 194L177 195V197L179 196V194H177V193H175ZM175 194H174V195H175ZM180 194H182V193H181V190H180ZM191 194H192V193H191ZM194 194H195V193H194ZM196 194H198V192H196ZM196 194H195V196H196ZM130 195H131V194H130ZM165 195H166V194H165ZM198 195H199V194H198ZM244 195H245V194H244ZM191 196H193V194H192ZM195 196H194V197H195ZM231 196H232V195H231ZM137 197H138V196H137ZM162 197H164V196L162 195ZM189 197H190V196H189ZM123 198L125 199V197H123ZM131 198H132V197H131ZM154 198H155V197H154ZM159 198H160V197H159ZM179 198H180V196H179ZM186 198H187V197H186ZM199 198H200V197H199ZM213 198H214V197H213ZM244 198H245V197H244ZM135 199H136V198H135ZM164 199H165V198H164ZM164 199H163V201H164ZM201 199H202V198H201ZM230 199H231V198H230ZM230 199H229V200H230ZM250 199H251V198H250ZM131 200H133V199H131ZM131 200H130V201H131ZM138 200H139V198H138ZM147 200H150V199H147ZM158 200H159V199H158ZM215 200H216V199H215ZM253 200H254V199H253ZM135 201H136V200H135ZM165 201H166V200H165ZM186 201H187V200H186ZM188 201H189V200H188ZM193 201H194V200H193ZM202 201H203V200H202ZM211 201H212V200H211ZM95 202H96V201H95ZM115 202H116V201H115ZM115 202H114V203H115ZM146 202H147V201H146ZM159 202H160V201H159ZM175 202H176V201H175ZM177 202H178V201H177ZM182 202H183V201H182ZM199 202H200V201H199ZM199 202H198V203H199ZM204 202H206V201H204ZM212 202H213V201H212ZM228 202H229V201H228ZM237 202H238V201H237ZM97 203H98V202H97ZM111 203H113V202H111ZM114 203H113V204H114ZM126 203H127V200H124L123 202L118 203L117 205H114V206H113V204H112V205H111V208H112V211L114 212L112 216H114V214H118L117 211H116V213H115V210L118 209V211H119V210H120L119 208H121L122 205H125V206H126V205H129V204H126ZM128 203H129V202H128ZM184 203H186V202H184ZM198 203H197V204H198ZM245 203H246V202H245ZM99 204H101V203H99ZM99 204H98V205H99ZM140 204H141V203H140ZM143 204H144V203H143ZM195 204H196V203H195ZM104 205H105V204H104ZM106 205H107V204H106ZM138 205H139V204H138ZM159 205H160V204H159ZM189 205H191V203H190ZM189 205H188V206H189ZM201 205H203V204H201ZM252 205H253V204H252ZM252 205H250V206H252ZM262 205H263V204H262ZM112 206H113V207H112ZM155 206H156V205H155ZM155 206H154V207H155ZM169 206H170V205H169ZM207 206H208V205H207ZM237 206H238V204H237ZM240 206H241V205H240ZM247 206H248V205H247ZM100 207H101V206H100ZM104 207H105V206H104ZM106 207H107V206H106ZM132 207H133V206H132ZM132 207H131V208H132ZM151 207L153 208V204H152V206H150V207L148 206V208H151ZM156 207H157V206H156ZM176 207H177V206H176ZM178 207H180V206H178ZM178 207H177V209H180V208H178ZM181 207H182V206H181ZM183 207H184V206H183ZM245 207H246V205H245ZM260 207H261V206H260ZM262 207H263V206H262ZM111 208H110V209H111ZM126 208H127V207H126ZM128 208H129V207H128ZM140 208H141V207H140ZM148 208H147V209H148ZM152 208H151V209H152ZM190 208H191V206H190ZM190 208H186V209H190ZM194 208H198V207H194ZM225 208H226V207H225ZM242 208H244V207H242ZM251 208H252V207H251ZM97 209H98V207H97ZM101 209H102V208H101ZM129 209H130V208H129ZM147 209H146V210H147ZM156 209H157V208H154L153 210H156ZM164 209H165V208H164ZM182 209H183V208H182ZM233 209H234V208H233ZM235 209H236V208H235ZM260 209H261V208H260ZM260 209H259V210H260ZM15 210H17V209H15ZM99 210H100V209H99ZM107 210H108V209H107ZM107 210H105V213L108 212ZM136 210H137V209H136ZM138 210H139V209H138ZM138 210H137V211H138ZM174 210H175V209H174ZM221 210H222V209H221ZM252 210H253V209H252ZM263 210H264V209H263ZM96 211H97V210H96ZM106 211H107V212H106ZM110 211H111V210H110ZM128 211H129V210H128ZM148 211H149V209H148ZM165 211H166V209H165ZM165 211H163V212H165ZM183 211H184V210H183ZM183 211H182V212H183ZM185 211H186V210H185ZM212 211H213V210H212ZM216 211H217V210H216ZM231 211H232V210H231ZM242 211H243V210H242ZM256 211H257V209H256ZM256 211H255V212H256ZM260 211H262V209H261ZM120 212H122V211H120ZM125 212H126V210H125ZM130 212H131V211H130ZM134 212H136V211H134ZM150 212H151V211H150ZM150 212H149V213H150ZM152 212H153V211H152ZM174 212H175V211H174ZM222 212H223V211H222ZM95 213H96V212H95ZM109 213H110V212H109ZM126 213H127V212H126ZM126 213H125V214H126ZM141 213H143V212H141ZM161 213H162V212H161ZM169 213H170V211H169ZM187 213H188V212H187ZM194 213H195V212H194ZM200 213H201V212H200ZM202 213H203V212H202ZM204 213H205V212H204ZM206 213H207V212H206ZM206 213H205V214H206ZM218 213H219V212H218ZM239 213H240V212H239ZM260 213H261V212H260ZM10 214H12V213H10ZM98 214H99V212H98ZM131 214L134 215L133 213H130V215H131ZM151 214H152V213H151ZM151 214H150V215H151ZM178 214H179V213H178ZM178 214H177V215H178ZM227 214H228V212H227ZM232 214H233V212H232ZM241 214H242V213H241ZM109 215H110V214H109ZM126 215H128V213H127ZM132 215H131V217H132ZM135 215H136V214H135ZM146 215H147V214H146ZM150 215H149V216H150ZM162 215L164 216L165 214H164V213L161 214V215H160V218H161ZM180 215H181V214H180ZM186 215H187V214H186ZM186 215H185V216H186ZM202 215H203V214H201V216H202ZM208 215H210V213L207 214V216H208ZM262 215H263V214H262ZM262 215H261V216H262ZM84 216H85V215H84ZM112 216H111V217H112ZM141 216H142V215H141ZM147 216H148V215H147ZM158 216H159V215H158ZM183 216H184V215H183ZM193 216H195V215H193ZM238 216H239V215H238ZM240 216H241V215H240ZM57 217H59V216H57ZM67 217H68V216H67ZM67 217H65L64 219H67ZM108 217H109V216H108ZM111 217H110V218H111ZM127 217H128V216H127ZM127 217H126V218H127ZM129 217H130V216H129ZM135 217H136V216H135ZM172 217H173V216H172ZM172 217H171V218H172ZM179 217H180V216H179ZM196 217H197V216H196ZM198 217H199V216H198ZM209 217H210V216H209ZM69 218H70V217H69ZM171 218H169V220H168V218H167V221L169 222V221L174 220V219L171 220ZM204 218H205V217H204ZM248 218H249V216H248ZM251 218H252V217H251ZM64 219H63V220H64ZM85 219H87V217H84V220H85ZM116 219H117V218H116ZM144 219H145L144 217H143V220H142V218H141V219H140V218L138 219V216H137V219L134 218V220H133V218L130 220V219H125V217H124L123 222H125V225H124L123 230L121 231L122 233H121L120 231H119V234H118V233H115V234L113 233V234H114L113 237L110 236V237L107 238V239H109V240H113V241H117V243H118L119 245H121V246H122L125 242L129 243V241L132 242V243H140V242H144V241H146V240L148 239V237H150V235H149L148 233H149L150 229L152 230L153 226L149 227V226L151 225V224L149 225V221H150V220H148V224H147V223L145 222L146 219H145V221H144ZM147 219H148V218H147ZM157 219H158V217H157ZM233 219H234V218H233ZM236 219L238 220V217H237ZM53 220H55V219H53ZM198 220H199V219H198ZM210 220H211V217H210ZM242 220H243V219H242ZM98 221H99V220H98ZM98 221H97V223H98ZM102 221H103V220H102ZM151 221H154L155 223H154V222H153V223L157 226V224H156V219L151 220ZM221 221H222V220H221ZM225 221H226V220H225ZM7 222H8V221H7ZM74 222H75V220H73L72 217H71V219H69V225H72ZM123 222H121V223H123ZM199 222H201V221H199ZM211 222H213V221H211ZM211 222H210V223H211ZM231 222H232V220H231ZM235 222H236V221H235ZM243 222H244V221H243ZM25 223H27V222H25ZM41 223H42V222H41ZM157 223H158V222H157ZM165 223L167 224V222H165ZM169 223H170V222H169ZM255 223H256V222H255ZM9 224H10V223H9ZM49 224H50V223H49ZM58 224H59V223H58ZM61 224H62V223H61ZM85 224H88V222H85V221H84V222L82 223V225H85ZM123 224H124V223H123ZM123 224H122V225H123ZM162 224H163V223H162ZM162 224L160 223V225H162ZM261 224H262V223H261ZM24 225H25V224H24ZM67 225H68V224H67ZM97 225H98V224H97ZM160 225H159V227H161ZM163 225H164V224H163ZM177 225H178V224H177ZM179 225H180V224H179ZM205 225H206V224H205ZM207 225H208V224H207ZM221 225H222V224H221ZM238 225H240V224H238ZM251 225H252V224H251ZM258 225H259V224H258ZM10 226H12V225H10ZM18 226H19V225H18ZM168 226H169V225H168ZM168 226H167V227H168ZM255 226H256V225H255ZM259 226H260V225H259ZM33 227H34V226H33ZM33 227H32V228H33ZM154 227H155V226H154ZM157 227H158V226H157ZM159 227H158V228H159ZM176 227H177V226L173 227V228L175 229L174 232H177L176 230L180 229V228L176 229ZM199 227H200V226H199ZM223 227H224V226H223ZM227 227H228V226H227ZM230 227H231V226H230ZM251 227H252V226H251ZM32 228H29V229H32ZM171 228H172V227H171ZM197 228H198V227H197ZM17 229H18V228H17ZM248 229H249V228H248ZM25 230H26V229H25ZM27 230H28V229H27ZM39 230H40V229H39ZM42 230H44V229H42ZM45 230H46V229H45ZM166 230H167V229H166ZM195 230H196V229H195ZM214 230H215V229H214ZM233 230H234V229H233ZM22 231H23V230H22ZM28 231H29V230H28ZM35 231H36V230H35ZM57 231H58V229H57ZM59 231H60V230H59ZM114 231H115V230H114ZM117 231H118V230H117ZM164 231H165V230H164ZM168 231H169V230H168ZM236 231H237V230H236ZM178 232H179V231H178ZM196 232H197V231H196ZM233 232H234V231H233ZM257 232H258V231H257ZM33 233H34V232H33ZM163 233H165V232H163ZM230 233H231V232H230ZM260 233H261V231H260ZM260 233H259V234H260ZM262 233H263V232H262ZM262 233H261V234H262ZM3 234H5V233H3ZM26 234H27V233H26ZM46 234H47V233H46ZM72 234H73V233H72ZM99 234H100V233H99ZM172 234H173V232H172ZM178 234H179V233H178ZM20 235H21V234H20ZM22 235H23V233H22ZM36 235H37V234H36ZM44 235H45V234H44ZM96 235H97V234H96ZM106 235H107V234H106ZM108 235H109V234H108ZM108 235H107V236H108ZM180 235H181V234H180ZM180 235H179V236H180ZM199 235H200V234H199ZM205 235H206V234H205ZM205 235H204V236H205ZM207 235H208V234H207ZM0 236H1V235H0ZM3 236H4V235H2V238H3ZM9 236H10V235H9ZM48 236H49V235H48ZM169 236H170V234H169ZM241 236H242V235H241ZM6 237H7V236H6ZM63 237H64V236H63ZM167 237H168V236H167ZM172 237H173V236H172ZM257 237H258V236H257ZM259 237H260V236H259ZM8 238H9V237H8ZM8 238H7V239H8ZM102 238H103V237H102ZM164 238H165V237H164ZM177 238H178V237H177ZM206 238H208V237H206ZM261 238H262V237H261ZM14 239H16V238H14ZM226 239H227V238H226ZM5 240H6V239H5ZM143 240H144V241H143ZM97 241H98V239H97ZM113 241H112V242H113ZM238 241H239V240H238ZM240 241H241V239H240ZM257 241H260V239L257 240ZM21 242H22V241H21ZM151 242H152V241H151ZM17 243H18V242H17ZM22 243H23V242H22ZM26 243H27V242H26ZM257 243H258V242H257ZM150 244H151V243H150ZM154 244H155V243H154ZM157 244H158V243H157ZM194 244H195V243H194ZM112 245H113V244H112ZM134 245H135V244H134ZM158 245H159V244H158ZM204 245H205V244H204ZM246 245H247V244H246ZM131 246H132V245H131ZM154 246H156V245H154ZM129 247H130V246H129ZM157 247H159V246H157ZM202 247H203V246H202ZM81 248H82V247H81ZM84 248H85V247H84ZM155 248H156V247H155ZM251 248H252V247H251ZM154 250H155V249H154ZM149 251H150V250H149ZM152 251H153V250H152ZM253 252H254V251H253ZM59 253H60V252H59ZM129 253H130V252H129ZM133 253H134V252H133ZM135 253H136V252H135ZM21 254H22V253H21ZM156 254H157V253H156ZM231 254H233V253H231ZM250 255H251V254H250ZM253 255H254V253H253ZM119 256H120V254H119ZM223 256H224V254H223ZM232 256H233V255H232ZM253 257H254V256H253ZM119 260H120V259H119ZM129 260H130V259H129ZM229 260H230V259H229ZM117 262H118V261H117Z\"/></svg>","mask_w":264,"mask_h":264}]
</instances>
